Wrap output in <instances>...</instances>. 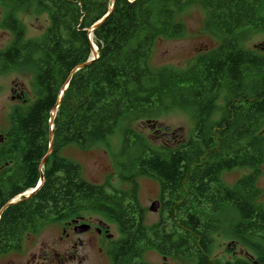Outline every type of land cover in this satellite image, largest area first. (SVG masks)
<instances>
[{
    "label": "trees",
    "instance_id": "trees-1",
    "mask_svg": "<svg viewBox=\"0 0 264 264\" xmlns=\"http://www.w3.org/2000/svg\"><path fill=\"white\" fill-rule=\"evenodd\" d=\"M13 1L48 12L50 27L32 45L40 56L37 99L26 111H12L0 146V210L34 189L42 173L44 184L34 197L2 214L0 246L13 245L26 231L65 214L97 212L118 216L116 221L125 232L119 242L120 263L131 264L140 245L143 253L153 250L186 259L191 254L185 251L190 239L187 230L192 228L211 231L193 234L192 242L197 264H209L205 254L215 226L212 216L222 207L237 212L233 226L237 237L264 241V203L247 197V181L238 189L224 185L220 178L224 170L220 160L228 151H240L242 165L264 163V138L257 137L264 122V56L243 49L236 40L241 32L264 30V18L259 15L262 0H115L113 12L94 33L99 58L72 76L64 94L54 120V151L42 171L51 112L72 71L89 61L88 31L107 15L111 0ZM200 1L208 12L205 27L220 39L218 48L199 53L185 70L153 69L150 58L155 41L183 36L178 13ZM14 25L12 19L5 21L7 28L15 29ZM28 51L15 45L1 53L0 60L7 67L18 66L26 61ZM223 85L233 97L228 103L232 109L224 116L227 128L218 123L217 129L210 125V112ZM164 104L193 110L197 126L185 143L170 151L156 149L131 130L125 133V149H142L132 168L161 188L160 221L146 226L137 176L123 178L129 187L126 191L109 183L93 185L83 180L81 166L61 158L60 151L67 146L84 150L91 140L110 134L120 118H148ZM258 262L263 264L264 258Z\"/></svg>",
    "mask_w": 264,
    "mask_h": 264
},
{
    "label": "rangeland",
    "instance_id": "rangeland-1",
    "mask_svg": "<svg viewBox=\"0 0 264 264\" xmlns=\"http://www.w3.org/2000/svg\"><path fill=\"white\" fill-rule=\"evenodd\" d=\"M129 1L133 2V0ZM262 2L259 15L264 18V0ZM111 5L112 0L109 8ZM178 18L183 23L185 34L179 38L162 37L155 41L150 58V65L155 70L167 67L185 70L196 55L214 50L219 46L220 39L217 33L205 27L208 12L204 1L187 5L178 13ZM8 19L14 21L15 29L5 26V21ZM49 27V13L39 10L33 4L19 6L13 0H6L0 4V54L15 45L20 49L28 48L29 50L26 61L18 66L7 67L5 63L3 65L0 63V135H5L8 130L10 115L14 109L26 111L37 99L36 81L39 73L37 62H39L40 56L35 54L36 50L32 45L44 38ZM94 33L90 38L88 35V39L92 51L95 50L99 55V48L94 44ZM236 40L243 49L264 56V30L241 32L236 36ZM92 51L90 59L92 58ZM15 85L24 90L25 103L12 101V97L16 96V92L12 93ZM223 86L210 112V125L217 129H219L218 123L222 124V128L223 124L226 123L222 122L223 119L221 120V118L228 111V106L225 103L232 100L230 90L227 86ZM245 86L249 90L251 82L248 81ZM243 98L247 99L246 96ZM237 99L239 100L238 97ZM244 103L246 102L244 101ZM147 121H153V123L150 126L144 125ZM154 123L156 128L158 124L166 126L173 133L162 130L160 135H155L150 130ZM196 126L197 115L193 110L164 104L155 115L148 118L139 115L122 117L116 128L104 138L91 140L84 150L77 146L64 147L60 151V156L69 163L81 166L83 180L93 185L102 186L109 183L114 189L126 191L129 187L123 183V178L137 176L139 203L144 210L143 224L153 226L160 221L161 217V188L158 182L140 175L138 171L132 168L134 159L141 155L142 149L139 146H131L125 149V133L127 130H131L156 149L170 151L185 143ZM164 134L167 135L163 136ZM257 137L264 138V122L260 126ZM245 166L247 165L242 168ZM257 168L258 170H252L250 173L255 171L257 176H261L254 183L253 192L249 196V199L254 203H260L264 200V173L261 172L263 166ZM246 173L247 171L244 169H241V172L232 173L229 177L230 183H234L235 179L245 176ZM156 201L159 202L158 212H152L150 207ZM212 218L215 226L212 225L214 230H212L210 240L213 242L209 249V256L214 264H236L245 260L246 253L253 256L254 262L260 264L258 259L264 258V241L236 236L233 226L238 222V214L234 209L222 207ZM233 241H236V247L229 251L227 248ZM233 252L236 253L233 254ZM145 262L147 264H189L187 259L174 257H169L165 263L163 256L153 250L146 251Z\"/></svg>",
    "mask_w": 264,
    "mask_h": 264
},
{
    "label": "flooded vegetation",
    "instance_id": "flooded-vegetation-1",
    "mask_svg": "<svg viewBox=\"0 0 264 264\" xmlns=\"http://www.w3.org/2000/svg\"><path fill=\"white\" fill-rule=\"evenodd\" d=\"M0 63L4 64L2 60H0ZM12 90L16 92V96L12 97V101L26 102L25 92L20 86L15 85ZM230 97L233 98L231 94ZM244 100L248 101V98ZM228 103H225L228 106L227 109H232V105ZM222 119L225 122V118L222 117ZM225 128H227L226 123L223 124V129ZM162 130L173 133L171 130H167L166 126L163 127L159 124L153 132L155 135H160ZM166 135L164 134L163 136ZM232 152L235 156H228ZM239 152L228 151L226 152L227 154L222 155L220 162H222L224 170L220 172V178L224 185L238 189L241 188L242 182L247 181L248 188L246 194L249 198L254 189V183L261 177L257 176L255 171L252 174L250 173L252 170H258L257 167L260 166H263L261 172L264 173V163L260 166L247 165L245 168H242L244 165L241 164L240 155H237ZM61 158L63 157L61 156ZM251 160L254 162V157ZM241 169L247 171L246 175L239 177L237 180L235 179L234 183H230L231 179L229 177L231 174L236 171L241 172ZM230 184L233 185L231 186ZM262 202L264 203V200ZM117 217L97 212H77L60 216L54 221L26 231L17 243L0 246V264H123L120 263L122 255L120 253L119 242L124 238L125 232L116 221L118 220ZM187 232L190 235V239L186 242L187 247L185 251H191V254H188L187 256L189 257L186 259L189 261V264H197L199 256L195 258L193 253V234L210 233L211 231L193 230L190 228ZM210 241L211 243L213 242V240ZM211 243L207 245V252L211 247ZM235 247L236 241H233L227 249L230 251L235 249ZM142 248L143 245H140L137 257H135L136 254L131 257V264H135L136 259L139 264H146L145 253L142 252ZM235 253L233 252V254ZM161 255L165 263H167L169 257L185 259L183 255ZM205 256L209 264H214L209 253H206ZM244 258L245 260L239 262H245V264L256 263L253 256L247 253Z\"/></svg>",
    "mask_w": 264,
    "mask_h": 264
},
{
    "label": "water",
    "instance_id": "water-1",
    "mask_svg": "<svg viewBox=\"0 0 264 264\" xmlns=\"http://www.w3.org/2000/svg\"><path fill=\"white\" fill-rule=\"evenodd\" d=\"M114 4H115V0H112V5L111 7L108 9V14L101 20L99 21L97 24H95L89 31H88V35H89V38L90 36L95 32L96 29H98L104 22L105 20L110 16V14L113 12V9H114ZM94 48V47H93ZM95 49V48H94ZM99 58V55L98 53L93 50L92 51V58L84 63V64H81L79 66H77L71 73V75L69 76L68 80L65 82V84L62 86L61 90H60V93H59V96H58V99H57V102L51 112V118L49 120V124H50V134H49V149H48V152L45 156V158L41 161V164H40V170L42 171L43 168L45 167L46 163H47V160L48 158L53 154V151H54V133H53V129H54V120H55V117H56V114H57V111L61 105V102L63 100V97H64V94L69 86V83H70V80L72 78V76L79 72L80 70L88 67L90 64H92L95 60H97ZM12 93L14 94L15 91L12 90ZM153 123V121H147V123H145L144 125H151ZM164 127V126H163ZM156 128V124L154 123L151 127H150V130L154 131V129ZM167 130H170V128H167ZM5 141V136L4 135H0V143H4ZM44 184V175L43 173L41 174V178H40V181L39 183L37 184V186L34 188V189H31L29 191H27L26 193L22 194V195H19L17 197H15L14 199H12L11 201H9L1 210H0V219H1V216L2 214L11 206L17 204V203H20L22 202L23 200H29L31 199L32 197H34L38 191L42 188ZM158 206H159V202H154L152 204V206L150 207V210L152 212H158ZM255 264H258V263H255Z\"/></svg>",
    "mask_w": 264,
    "mask_h": 264
}]
</instances>
